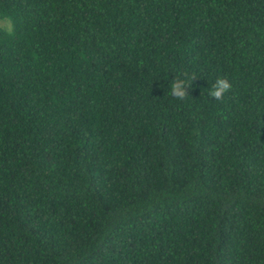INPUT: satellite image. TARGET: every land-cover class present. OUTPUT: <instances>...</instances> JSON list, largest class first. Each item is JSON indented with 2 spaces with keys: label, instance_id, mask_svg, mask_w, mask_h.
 Masks as SVG:
<instances>
[{
  "label": "trees",
  "instance_id": "obj_1",
  "mask_svg": "<svg viewBox=\"0 0 264 264\" xmlns=\"http://www.w3.org/2000/svg\"><path fill=\"white\" fill-rule=\"evenodd\" d=\"M0 19V264H264V0Z\"/></svg>",
  "mask_w": 264,
  "mask_h": 264
},
{
  "label": "clouds",
  "instance_id": "obj_2",
  "mask_svg": "<svg viewBox=\"0 0 264 264\" xmlns=\"http://www.w3.org/2000/svg\"><path fill=\"white\" fill-rule=\"evenodd\" d=\"M196 78L194 74H184V78H177L173 80L170 86V95L177 100L183 101L187 95V90L191 82ZM233 85L227 77H217L212 88L209 91V95L212 99L221 101L226 93L232 89Z\"/></svg>",
  "mask_w": 264,
  "mask_h": 264
},
{
  "label": "rangeland",
  "instance_id": "obj_3",
  "mask_svg": "<svg viewBox=\"0 0 264 264\" xmlns=\"http://www.w3.org/2000/svg\"><path fill=\"white\" fill-rule=\"evenodd\" d=\"M0 27L9 30L10 29V24L7 20L0 19Z\"/></svg>",
  "mask_w": 264,
  "mask_h": 264
}]
</instances>
